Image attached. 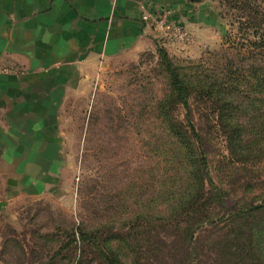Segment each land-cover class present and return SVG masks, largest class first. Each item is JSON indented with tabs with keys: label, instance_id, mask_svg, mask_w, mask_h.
I'll use <instances>...</instances> for the list:
<instances>
[{
	"label": "rangeland",
	"instance_id": "1",
	"mask_svg": "<svg viewBox=\"0 0 264 264\" xmlns=\"http://www.w3.org/2000/svg\"><path fill=\"white\" fill-rule=\"evenodd\" d=\"M175 1L168 30L90 64L56 110L48 191L0 209V264H106L96 246L122 264H163L183 229L209 246L264 212V53L241 48L218 0ZM160 51L190 88L199 140Z\"/></svg>",
	"mask_w": 264,
	"mask_h": 264
},
{
	"label": "crops",
	"instance_id": "2",
	"mask_svg": "<svg viewBox=\"0 0 264 264\" xmlns=\"http://www.w3.org/2000/svg\"><path fill=\"white\" fill-rule=\"evenodd\" d=\"M167 7L177 2L0 0V63L23 72L0 75V209L48 191L56 110L90 64L149 44L158 28L141 16Z\"/></svg>",
	"mask_w": 264,
	"mask_h": 264
},
{
	"label": "trees",
	"instance_id": "3",
	"mask_svg": "<svg viewBox=\"0 0 264 264\" xmlns=\"http://www.w3.org/2000/svg\"><path fill=\"white\" fill-rule=\"evenodd\" d=\"M218 1L221 8L225 10L222 16H229L234 24L239 26V34L242 36L239 43L241 48L249 49L250 54L252 51H257L258 55L264 53V0ZM159 53L169 75L175 100L186 111L189 129L195 139L199 140L190 120V88L166 54L163 51ZM260 210L261 208L257 207L252 212L256 213ZM242 220H245L246 224L244 228L240 227L241 231H236L234 228L235 230L230 229L222 235H216L215 241L209 246H203L201 243L194 244V228L183 229L182 235L185 236L183 241L187 243H174L168 246L162 258L163 264H264V212L260 213V218L256 222L249 221L247 218ZM209 223L210 221L206 222L207 225H210ZM200 225L201 222L197 223L195 228ZM217 231H219L218 228ZM80 237H83L82 234ZM96 249L106 264H122L115 259L108 258L98 246ZM154 251L159 254L157 249Z\"/></svg>",
	"mask_w": 264,
	"mask_h": 264
},
{
	"label": "built area",
	"instance_id": "4",
	"mask_svg": "<svg viewBox=\"0 0 264 264\" xmlns=\"http://www.w3.org/2000/svg\"><path fill=\"white\" fill-rule=\"evenodd\" d=\"M141 20L143 23L149 24L152 26L154 25L159 29H162L169 24V17H168L167 11H163V12H160L158 14H156V13L154 14L153 12H146L145 11L141 16ZM172 28L174 30V33H173L174 39L179 40V41H183L184 35L180 33L177 26L174 25V26H172ZM166 29L168 30V26ZM11 73H16V74H21V75L23 74V72H21V71H15V70L13 71L10 68L4 67L0 63V75H8Z\"/></svg>",
	"mask_w": 264,
	"mask_h": 264
}]
</instances>
